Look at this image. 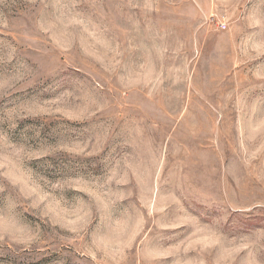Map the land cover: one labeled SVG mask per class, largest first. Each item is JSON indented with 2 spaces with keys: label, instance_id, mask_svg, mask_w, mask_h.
Listing matches in <instances>:
<instances>
[{
  "label": "rangeland",
  "instance_id": "rangeland-1",
  "mask_svg": "<svg viewBox=\"0 0 264 264\" xmlns=\"http://www.w3.org/2000/svg\"><path fill=\"white\" fill-rule=\"evenodd\" d=\"M0 264H264V0H0Z\"/></svg>",
  "mask_w": 264,
  "mask_h": 264
},
{
  "label": "built area",
  "instance_id": "built-area-1",
  "mask_svg": "<svg viewBox=\"0 0 264 264\" xmlns=\"http://www.w3.org/2000/svg\"><path fill=\"white\" fill-rule=\"evenodd\" d=\"M221 28H225V24L224 23H220V25H219Z\"/></svg>",
  "mask_w": 264,
  "mask_h": 264
}]
</instances>
